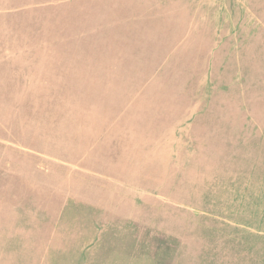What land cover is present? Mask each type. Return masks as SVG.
Masks as SVG:
<instances>
[{"label":"rangeland","instance_id":"rangeland-1","mask_svg":"<svg viewBox=\"0 0 264 264\" xmlns=\"http://www.w3.org/2000/svg\"><path fill=\"white\" fill-rule=\"evenodd\" d=\"M138 1L0 0V264H264V0Z\"/></svg>","mask_w":264,"mask_h":264},{"label":"crops","instance_id":"crops-1","mask_svg":"<svg viewBox=\"0 0 264 264\" xmlns=\"http://www.w3.org/2000/svg\"><path fill=\"white\" fill-rule=\"evenodd\" d=\"M143 1H145V0H143ZM174 1H178V0H173V2ZM138 2L141 3L140 0ZM202 2H203V0H198V2L196 4V9L198 11L193 12V13H187L186 11L190 6V4H189L190 0H180V6H182L183 9L182 10L180 9L176 13V16H175V20L179 21V23L177 24L176 29L173 31H168V28H165L164 36L170 37V36H173L174 34H177V36L180 37L179 41H181V43L189 42L190 38H192L194 36H196V37L202 36L206 31V20L207 21L208 20H213V21L215 20V15H211V14L204 15L203 13L199 12V9H201V7H202L201 6ZM145 12L146 13L144 15H146V17L149 18L150 12L146 11V10H145ZM139 14L140 13H138L137 7H136V9H134V11H133V21H134V27L133 28L135 30V34H138V33L140 34L141 26L139 27V31H137L138 30L137 18L139 16ZM172 19H173V17L169 18V20H172ZM146 20H148V19H146ZM178 25L180 26V28ZM152 30H154V29H152ZM117 34L120 35V32H118ZM131 34H133V33L130 30V28H128V35H131ZM155 34L153 36H155ZM141 35H143V37H144L143 39H146L147 37L151 38L150 35L147 37L144 34H141ZM147 47H148V49L145 48L141 52L139 49H137L136 51L134 50V53H135V55H136V53H138L137 57H140V55H142L143 59L150 62V66L152 68L158 69L159 66H162L164 64L166 65L167 62L170 61V59L166 55L165 50H163V56H161L158 59L157 50H150V43H148ZM164 49H166V46H164ZM116 51L118 52V54L113 52V58L111 59L112 61L110 64L107 62H104L102 59V61H100V63H99L100 66L97 67V68H99L100 75L99 76L97 75L95 78L98 79L101 84L108 83L110 81L109 79H107V77L109 76L108 73L109 72L111 73L110 69H116L115 72H112L110 77H113V78L116 77L114 79V82H118L119 85L122 83H125V82L131 83V84H138V85L143 84V85H145V84H150L154 81V79L156 77H153V76L121 74L120 68H122V67L128 68V66L125 64V62L123 61V63H122V59H120V57H122V56L125 57L126 54L124 52L122 53V49L120 47H118ZM132 56H133V54H132ZM93 64H96V63H93ZM91 66L92 65H88V66H86V68H89V67L91 68ZM103 75H106L105 79H103L104 78ZM124 77L126 79H124ZM101 102H103L102 96H101ZM119 111H121L122 114L124 113V109H121Z\"/></svg>","mask_w":264,"mask_h":264}]
</instances>
